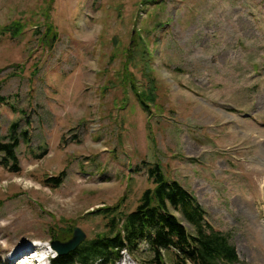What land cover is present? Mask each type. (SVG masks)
Here are the masks:
<instances>
[{
  "label": "rangeland",
  "instance_id": "374dc122",
  "mask_svg": "<svg viewBox=\"0 0 264 264\" xmlns=\"http://www.w3.org/2000/svg\"><path fill=\"white\" fill-rule=\"evenodd\" d=\"M48 5L53 49L35 32ZM14 20L27 26L0 34V137L15 121L28 132L21 170L0 165V264L34 252L51 225L73 224L83 241L107 231L99 209L123 199L128 213L153 187L144 161L196 196L236 264H264V0H0V26ZM134 43L138 87L155 84L152 113L122 83ZM63 170L60 186L45 184ZM115 264L139 262L123 252Z\"/></svg>",
  "mask_w": 264,
  "mask_h": 264
},
{
  "label": "trees",
  "instance_id": "16d2710c",
  "mask_svg": "<svg viewBox=\"0 0 264 264\" xmlns=\"http://www.w3.org/2000/svg\"><path fill=\"white\" fill-rule=\"evenodd\" d=\"M46 9L45 25L40 30H37L40 28L37 26L35 32L42 46L53 49L59 39V31L51 20L50 6ZM26 26L24 21L14 20L0 26V34L17 37L24 33ZM135 46L134 43L126 50L131 54H127L123 64L122 83L132 88L144 111L152 113L151 106L157 102L155 84L149 90L138 87V80L130 67L132 52L137 54ZM143 47L140 55L145 57L150 51H145ZM149 70L145 75L154 82ZM0 99L7 100L1 95ZM19 126L20 121L13 122L9 134L0 137V165L13 172L21 170L17 149L28 132L25 129L18 134ZM144 164L153 187L144 190L136 208L121 213L117 207L122 204V199L114 207L106 205L99 209L109 218L108 230L99 233L96 238L83 241L76 250L60 254L52 261L53 264H115L122 258L123 252L133 256L139 264H236L239 256L235 245L228 234L214 228L206 220V210L196 196L177 179L169 178L160 162L144 161ZM65 175L66 171L63 170L59 175L47 177L44 182L48 186L58 187L64 182ZM175 210L188 220L194 232L188 230L174 213ZM57 226L51 225L49 229L52 241L69 240L77 227L73 224L62 228ZM142 244L147 246L145 252L149 254L148 257H143Z\"/></svg>",
  "mask_w": 264,
  "mask_h": 264
},
{
  "label": "clouds",
  "instance_id": "9594fccd",
  "mask_svg": "<svg viewBox=\"0 0 264 264\" xmlns=\"http://www.w3.org/2000/svg\"><path fill=\"white\" fill-rule=\"evenodd\" d=\"M9 222V219L0 220V228L7 227ZM30 242L36 250L29 256L22 257L17 264H52V261L60 255L59 251L53 247L51 239H33ZM0 248L8 249V242L0 240Z\"/></svg>",
  "mask_w": 264,
  "mask_h": 264
},
{
  "label": "water",
  "instance_id": "95a60500",
  "mask_svg": "<svg viewBox=\"0 0 264 264\" xmlns=\"http://www.w3.org/2000/svg\"><path fill=\"white\" fill-rule=\"evenodd\" d=\"M86 234L79 227H76L73 236L67 241L53 240V247L56 248L60 254H68L74 251L85 239Z\"/></svg>",
  "mask_w": 264,
  "mask_h": 264
},
{
  "label": "bare ground",
  "instance_id": "6f19581e",
  "mask_svg": "<svg viewBox=\"0 0 264 264\" xmlns=\"http://www.w3.org/2000/svg\"><path fill=\"white\" fill-rule=\"evenodd\" d=\"M21 251H18V252H16V254L15 255H17V254H19ZM24 255V253H22L21 255H19L18 257H16V259L15 260H18L19 259V257L20 256H23ZM29 254H27V256H28ZM14 257V256H13ZM13 257H12V259H13Z\"/></svg>",
  "mask_w": 264,
  "mask_h": 264
}]
</instances>
